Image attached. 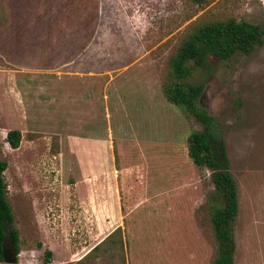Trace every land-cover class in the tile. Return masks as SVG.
<instances>
[{
	"label": "rangeland",
	"instance_id": "rangeland-1",
	"mask_svg": "<svg viewBox=\"0 0 264 264\" xmlns=\"http://www.w3.org/2000/svg\"><path fill=\"white\" fill-rule=\"evenodd\" d=\"M231 17L264 23V0H0V158L19 264H212L214 186L187 153L202 124L163 87L187 30ZM189 81L223 126L234 264H264V43L210 57Z\"/></svg>",
	"mask_w": 264,
	"mask_h": 264
},
{
	"label": "trees",
	"instance_id": "trees-1",
	"mask_svg": "<svg viewBox=\"0 0 264 264\" xmlns=\"http://www.w3.org/2000/svg\"><path fill=\"white\" fill-rule=\"evenodd\" d=\"M264 43V23L237 20L233 17L201 21L193 24L169 58V76L164 84L166 99L183 107L202 124V129L192 130L187 138V153L191 161L210 170L213 190L207 197V212L216 240V254L212 264H234V224L239 211L238 189L230 169L226 143L222 135L223 126L201 105L204 89L202 82L189 78L197 68L204 69L209 58L229 59L237 53L250 54ZM6 140L11 147L20 144L21 131H7ZM7 162L0 158V264H19V233L14 226V216L7 197V186L3 172ZM121 210L128 211L121 192ZM120 229L119 227L117 228ZM8 239L13 247L15 262L2 260V242ZM96 245L94 248L99 249ZM51 251L47 252L50 255ZM48 261V256L46 258Z\"/></svg>",
	"mask_w": 264,
	"mask_h": 264
},
{
	"label": "water",
	"instance_id": "water-1",
	"mask_svg": "<svg viewBox=\"0 0 264 264\" xmlns=\"http://www.w3.org/2000/svg\"><path fill=\"white\" fill-rule=\"evenodd\" d=\"M2 260L5 263H13L16 260L13 247L7 238L2 242Z\"/></svg>",
	"mask_w": 264,
	"mask_h": 264
},
{
	"label": "crops",
	"instance_id": "crops-1",
	"mask_svg": "<svg viewBox=\"0 0 264 264\" xmlns=\"http://www.w3.org/2000/svg\"><path fill=\"white\" fill-rule=\"evenodd\" d=\"M120 207H121V201H120Z\"/></svg>",
	"mask_w": 264,
	"mask_h": 264
}]
</instances>
